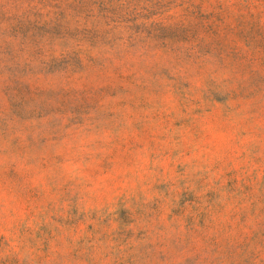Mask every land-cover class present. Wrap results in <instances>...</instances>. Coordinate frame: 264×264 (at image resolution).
<instances>
[{"label": "rangeland", "instance_id": "rangeland-1", "mask_svg": "<svg viewBox=\"0 0 264 264\" xmlns=\"http://www.w3.org/2000/svg\"><path fill=\"white\" fill-rule=\"evenodd\" d=\"M0 264H264V0H0Z\"/></svg>", "mask_w": 264, "mask_h": 264}]
</instances>
